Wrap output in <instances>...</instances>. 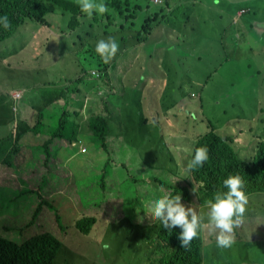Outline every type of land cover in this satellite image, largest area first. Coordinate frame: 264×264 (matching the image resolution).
<instances>
[{
	"label": "rangeland",
	"instance_id": "374dc122",
	"mask_svg": "<svg viewBox=\"0 0 264 264\" xmlns=\"http://www.w3.org/2000/svg\"><path fill=\"white\" fill-rule=\"evenodd\" d=\"M67 1L78 5L76 0ZM112 1L102 0L105 5ZM175 1L181 0H170L168 5L162 0H131L130 8L132 2L142 8L135 20L107 7L102 15L86 17L89 25L81 27L87 30L85 34L72 30L73 14L63 4L50 5V27L27 21L0 42V162L8 156L15 172L20 168L17 175L29 189L36 190L32 197L26 189L13 193L0 175V237L20 242L24 236L50 232L67 246L70 257L62 264L66 259L69 264H158L165 248L163 252L161 247L153 250L138 233L127 239L128 223L151 226L157 222L151 221L147 206L167 195L161 183L181 179L196 139L207 134L203 122L210 121L223 139H235L244 131L242 141L249 150L239 156L253 161L254 140L264 139V33L250 22H258L264 29V0H217L212 11L205 6L203 21L209 23H198L201 32L195 34L196 27L188 31L172 55L160 54L154 59V31L165 32L156 23L146 42L139 44L137 36L145 18L158 13L161 16L154 20L159 21L165 14L161 23L181 28L188 16V23L196 24L199 13H188L190 6H174ZM197 2L202 4V0ZM238 10L245 13L240 19ZM223 26L228 30L224 41L229 46V40L237 42L236 30L250 31V35L242 33L240 49L230 59V65L237 68L234 74L229 65L219 68L224 54L216 37L222 35ZM109 37L115 38L119 50L104 63L95 47L97 41ZM184 54H200L202 59L191 57L192 65L185 66ZM105 66L108 69L102 76L107 78L106 84L99 77ZM82 73L86 74L84 82L71 87ZM15 93L23 97L15 99ZM80 103L83 115L76 120L82 135L78 142L85 152L51 137L57 127L66 126L63 115L57 116L60 110L67 111L70 124L71 111ZM100 114L108 117L110 128L104 144L95 143L89 129L90 115ZM36 123V133L19 136L26 125L32 129ZM172 123L177 129L168 133L166 126ZM46 143L55 157L49 162ZM14 148L17 152L11 151ZM110 197L116 203H110ZM192 198V202L182 203L199 204L194 193ZM126 200V208L136 209L128 218L122 206ZM248 200L244 220L259 214L260 221L244 229L241 241L246 246L236 244L235 236L230 250H223L214 264H264V193H255ZM82 213L99 218L89 235L76 230ZM203 236L214 248L215 235L203 228Z\"/></svg>",
	"mask_w": 264,
	"mask_h": 264
},
{
	"label": "trees",
	"instance_id": "16d2710c",
	"mask_svg": "<svg viewBox=\"0 0 264 264\" xmlns=\"http://www.w3.org/2000/svg\"><path fill=\"white\" fill-rule=\"evenodd\" d=\"M130 2L131 0H113L109 4L106 3V6L116 12L118 11L121 15L126 14L131 20H135L137 17L136 13L142 8L139 5H135L133 2V8H130ZM62 4L65 10L73 14V16L70 17L72 30L80 29L83 30V34H85L87 30L81 27L83 24L84 26L88 24L86 21V17L88 16L80 11L79 6L76 5L75 2L69 3L67 0H0V16L6 15L10 21V27L7 29L0 25V42L11 37L15 30L24 25L27 21H34L42 26L50 27L47 21V16L50 13V5L62 6ZM159 16H161V14L157 13L145 18L139 35L137 36L139 44L146 42L151 35L150 31L153 30L154 24L163 22L164 15H162L161 20L156 21ZM90 26L93 27V24L90 23ZM87 35H89V33ZM107 69L108 66L100 69L101 74L99 76L105 81V84L108 80L102 75L106 74ZM85 75L86 74L82 73L79 78L73 80V82H71V87L82 84L86 78ZM91 87V84L86 87L90 94L92 93ZM77 91L75 90V92ZM68 94H70V90L65 91V99ZM82 107L83 104L80 103L76 109L71 111L70 124H67L69 118L67 111L65 109L60 110L61 114H57V116L60 117L63 115L62 122H64L66 126L60 125L57 127L51 134L52 139L60 141L66 140L71 147L75 148L73 146V141L76 142L78 140L82 129L81 124L78 123L76 118L82 116ZM106 117L107 116L102 114L90 115L89 129L95 143L104 144L109 136L110 128L107 123L108 117ZM201 117L204 118L205 115H201ZM203 123L207 125L208 131L197 143L196 148L206 146L208 148V160L204 163L203 167H198L191 171L187 169L186 171L184 170L185 172L181 173V179H177L178 181L176 182L170 179L167 182L161 183L160 186L164 188L165 193L170 196L180 194L182 196V201L187 203L193 201L192 193H194L196 201L201 205L202 209L206 211L207 201L212 199L217 191H227V189L223 188V181L230 174H239L243 178L245 184L244 190L247 193L248 199L255 193H264V139L259 138L260 141L259 139L255 140L254 147L255 149L257 148V151L253 161L249 163L242 160L239 156L245 154L249 150V147L245 143L237 142L230 137L223 139L218 136L215 127L210 121L207 120ZM37 124L38 123H36L32 129L26 125L27 128L25 127L19 136L23 138L28 132L36 133L37 131L34 128ZM42 127L43 125L39 126L41 132L43 131ZM11 151L17 152V149L14 148L11 149ZM44 153L47 154L48 162L55 159L51 154L50 148H48V143L44 145ZM12 165L13 163H11L10 160L8 161V156H6L4 162H0V175L3 174L6 181H8L7 183L12 189L11 192L18 193L26 189L29 192V197H32L36 190L29 189L30 186L26 184V181L17 175L20 174V168L16 169L15 172ZM190 179H192L191 182H189ZM39 202L41 203L42 201L39 200ZM128 202L129 201L126 200L123 201L122 204L127 218L132 217L134 211H136L135 208L125 207L128 205ZM43 203H45V201H43ZM110 203H116L113 197H110ZM47 205L50 206L49 204ZM57 216V220L62 222L61 217L59 215ZM98 221L99 218L97 215H85L82 213V218L76 222V230L80 234L89 235ZM259 221V214L248 216L243 224L235 229V236L238 238L236 244L241 243L246 246L247 243L241 241L242 234H245L243 233L244 229ZM34 224L35 222L33 221L31 225ZM128 225H130L131 231H128L127 239L132 237L135 233H138V236L142 238L143 241H146L148 245L152 246L153 250H159L161 247V252H163V248H165V252H163L158 264H214L215 260L221 257L223 250L225 252H227V249L230 250V248L217 247L215 240L214 248L212 244H206L204 241L203 229L200 231L198 237L191 242L190 248L184 249L180 247V242L177 239L180 232L179 228L168 230L158 221L151 226L141 224L134 225L132 223H128ZM69 255L67 246L50 232L27 235L24 236L20 242L15 240L10 241L0 237V264H62L65 258L70 257ZM66 264H69L67 259Z\"/></svg>",
	"mask_w": 264,
	"mask_h": 264
},
{
	"label": "clouds",
	"instance_id": "9594fccd",
	"mask_svg": "<svg viewBox=\"0 0 264 264\" xmlns=\"http://www.w3.org/2000/svg\"><path fill=\"white\" fill-rule=\"evenodd\" d=\"M77 4L80 11L88 17L93 13L102 15L108 10L102 0L99 3L96 0H77ZM0 25L5 29L10 27L6 15L0 16ZM118 50L119 44L113 37L100 39L95 47L96 53L104 63H108ZM207 160L208 148L197 147L187 163V170L203 167ZM223 188L227 191H217L214 197L207 201L206 211L195 202L191 205L182 203V196L177 194L163 195L150 202L147 206L148 214L152 222L158 221L165 229H180L177 239L181 248H190L191 242L198 237L203 228H208L215 235L217 247L229 248L234 243L235 229L244 222L249 200L244 190V180L239 174H230L224 179Z\"/></svg>",
	"mask_w": 264,
	"mask_h": 264
},
{
	"label": "crops",
	"instance_id": "0c3cea01",
	"mask_svg": "<svg viewBox=\"0 0 264 264\" xmlns=\"http://www.w3.org/2000/svg\"><path fill=\"white\" fill-rule=\"evenodd\" d=\"M215 1H217V0H214V2L211 1V0H202V4H199L197 2V0H181L178 3L176 1L173 2L174 6H176V5L190 6L189 8H187L188 13H192V12L199 13L198 16H197V19H196V24L188 23V21H189V17L188 16H187V23L184 24L181 28L171 27V25H168L167 23L163 24V23L159 22L156 25V27H158V26L163 27L165 35L160 34L157 31H154V34L155 33L156 34L154 35L155 39L152 40V41H155L157 43L155 48H154V50L151 51V53H154V59L156 58V56H159L160 54L168 53L169 55H172V53H174L176 51V46L180 44V40H181L182 35H184L188 31H193L195 29V27H196L195 34H199L201 32V29H200V26H199L200 24H198V23H200V22H203V24H208L209 23L208 20L203 21L205 19V17H206L205 16L206 12L203 9L205 8V6H208L210 8V10L212 11V9L214 7H217ZM162 2L165 3L166 5H168L170 1L169 0H164V1L162 0ZM244 14H245L244 11L242 12V10H238L237 18L238 19L242 18ZM234 16L235 15H233V17ZM165 17H166V15L164 14L163 18L165 19ZM255 22L256 21L250 22V26L253 27V24H254V25H256V29L260 33H264V29L260 28V24L258 22H256V24H255ZM214 28H215V25H214ZM224 28L225 27L223 26L221 30H223ZM236 31L239 32L238 34H236L234 36L235 40L237 42H233V41L229 40L232 43L231 46L225 44V41H224L225 37L228 36V30L226 28L221 32V34H222L221 36L216 37V38H219L218 42H217L218 43L217 46L219 47L220 52L224 54V57H220L219 68H223L224 65H229V72L232 73V74L235 73L237 68L232 67L230 65V59H231L232 56H235L236 52L240 49V47H239V45H240V37L242 36V33H246V34L250 35V31H248L247 29H244L243 27L240 28L239 31L238 30H236ZM203 34L206 35V36H208L209 34L211 36H216L217 35V34H214L212 32H209V33L208 32H203ZM169 47H171V50H168ZM227 49H228V51H227ZM192 53H194V52H192ZM137 57L138 56L136 55V58L134 60H132V63L129 66L130 68L132 67V65L136 61ZM191 57H196L197 60H201L202 59V55H200V54L199 55L184 54V56L182 57V60L185 61V63H184L185 66L186 65L187 66L188 65H192L191 62L188 61ZM120 65L121 64H119V67H120ZM122 65L124 66V62L122 63ZM123 66H122V68L124 69ZM188 82L191 83L192 80L189 79ZM180 91H182V89H180ZM88 94L90 95L89 92H88ZM194 96H195V94L192 93L191 97H194ZM82 115H83V113H82ZM229 122H231V121H227V123H229ZM174 127L177 129V124L176 123H172V125L167 124L166 130H168V133H170V131ZM80 135H82L81 132H80ZM80 135H79L78 139H80ZM203 136L204 135H201V136H199L196 139V141L194 143V146H193V151L192 152H194L197 143L200 141V139ZM243 138H244V131L240 130L238 132V136L235 138V140L237 142H243L242 141ZM254 142H256V141L254 140ZM243 143H245V142H243ZM258 143H259V141H258ZM257 146H258V144H257Z\"/></svg>",
	"mask_w": 264,
	"mask_h": 264
},
{
	"label": "built area",
	"instance_id": "2783aa9c",
	"mask_svg": "<svg viewBox=\"0 0 264 264\" xmlns=\"http://www.w3.org/2000/svg\"><path fill=\"white\" fill-rule=\"evenodd\" d=\"M92 73L95 74V75H97V76L99 75V74H96V72H94V71ZM13 96L15 97V99H17V98H21L22 97V94L21 93H15ZM74 146L75 147H78V146L81 147L80 148V151L81 152H85L86 151L85 148H83L82 146H80V143L78 142V140L74 143Z\"/></svg>",
	"mask_w": 264,
	"mask_h": 264
}]
</instances>
